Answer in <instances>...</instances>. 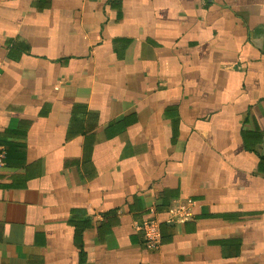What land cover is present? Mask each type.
<instances>
[{"label": "crops", "instance_id": "obj_1", "mask_svg": "<svg viewBox=\"0 0 264 264\" xmlns=\"http://www.w3.org/2000/svg\"><path fill=\"white\" fill-rule=\"evenodd\" d=\"M0 151V264H264V0H0Z\"/></svg>", "mask_w": 264, "mask_h": 264}, {"label": "built area", "instance_id": "obj_2", "mask_svg": "<svg viewBox=\"0 0 264 264\" xmlns=\"http://www.w3.org/2000/svg\"><path fill=\"white\" fill-rule=\"evenodd\" d=\"M3 157V151H0V166L3 163ZM174 213L180 218L188 216V212L182 213L181 211H174ZM136 229L142 233L143 245L147 250L155 251L159 248L161 243V234L157 220L153 218L144 219L140 223L136 224Z\"/></svg>", "mask_w": 264, "mask_h": 264}]
</instances>
